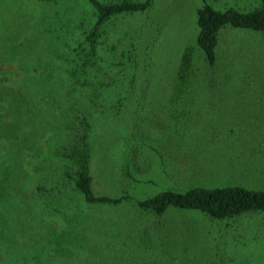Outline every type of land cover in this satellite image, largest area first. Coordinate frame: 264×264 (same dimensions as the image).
Returning <instances> with one entry per match:
<instances>
[{
	"label": "rangeland",
	"instance_id": "rangeland-1",
	"mask_svg": "<svg viewBox=\"0 0 264 264\" xmlns=\"http://www.w3.org/2000/svg\"><path fill=\"white\" fill-rule=\"evenodd\" d=\"M203 3L248 10L259 0H152L104 24L87 77L127 98L117 112H108L107 96L92 103L89 170L96 194L264 188V38L222 26L215 63L206 64L195 43V11ZM91 16L85 0H0V87L11 93L5 124L13 134L0 121V264H264L262 211L215 219L168 206L156 214L133 197L88 203L66 181L70 164L53 148L68 131L59 133V116L39 95L27 101L22 88H53L55 99L70 88L63 73L72 65L78 26ZM185 47L192 49L196 81L188 87L174 82ZM124 53L137 63L136 85L128 89L112 82L131 76L116 65ZM230 83L235 90H217Z\"/></svg>",
	"mask_w": 264,
	"mask_h": 264
},
{
	"label": "trees",
	"instance_id": "trees-1",
	"mask_svg": "<svg viewBox=\"0 0 264 264\" xmlns=\"http://www.w3.org/2000/svg\"><path fill=\"white\" fill-rule=\"evenodd\" d=\"M91 8L92 16L84 18L78 26L79 40L72 49V65L63 73V79L69 80V89L53 98L54 89H43L42 85L37 89L27 91V101L35 102L38 95L45 100V106L49 114L58 115L61 121L60 132L68 131L67 140L62 142L60 134L59 143L54 146L55 154L70 164V170L64 171L63 176L84 201L88 203L115 204L123 200L134 198L136 204L153 213L160 214L166 207L192 208L204 212L206 215L223 219L235 216L246 211L264 212V188H249L242 184H220L211 186L193 185L183 189L163 188L144 197H134L130 191L123 190L117 195L96 194L92 189L93 176L89 170V142L88 129L92 103L97 106L96 99L111 101L107 105L108 112H117L122 105L126 94L107 86L104 82H95L88 78L90 69L96 65L98 55L99 37H101L104 24L118 14L133 11H142L150 6L152 0H85ZM197 32L195 43L203 54L206 64L212 66L215 63V46L217 44V32L222 26L241 27L259 31L264 38V0H259V5L248 10L235 7L215 9L208 3H203L196 8ZM192 49L185 47L174 75V82L183 87L196 84L195 70L191 58ZM125 59L119 60L116 65L125 72L131 71V76L125 83L120 77L112 82L114 87L122 86L128 89L133 87L136 62L129 53H124ZM113 65H115L113 63ZM124 76V75H123ZM126 84V85H125ZM136 85V84H134ZM119 88V87H116ZM76 90V91H74ZM75 92V94H74ZM15 93H18L16 90ZM58 93V92H57ZM9 89L0 87V121L7 129L9 135H13L7 126L9 113ZM23 97V96H22ZM33 100H32V99ZM21 100H23L21 98ZM33 104V103H32ZM106 107V105H105ZM102 111V110H101ZM72 130H79L73 132ZM52 149V150H53ZM59 150V151H57Z\"/></svg>",
	"mask_w": 264,
	"mask_h": 264
},
{
	"label": "crops",
	"instance_id": "crops-1",
	"mask_svg": "<svg viewBox=\"0 0 264 264\" xmlns=\"http://www.w3.org/2000/svg\"><path fill=\"white\" fill-rule=\"evenodd\" d=\"M237 86H238V84H232V83L227 84V85L220 84V85H218V87H221V88L217 89V90L221 91V89L226 87L228 89V91H231V90H235ZM208 90H213V89H208Z\"/></svg>",
	"mask_w": 264,
	"mask_h": 264
}]
</instances>
